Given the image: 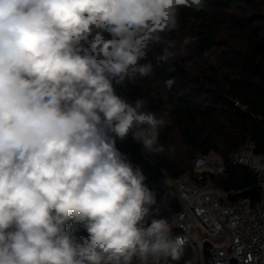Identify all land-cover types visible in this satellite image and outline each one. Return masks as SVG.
<instances>
[{
    "label": "clouds",
    "instance_id": "obj_1",
    "mask_svg": "<svg viewBox=\"0 0 264 264\" xmlns=\"http://www.w3.org/2000/svg\"><path fill=\"white\" fill-rule=\"evenodd\" d=\"M205 7V0H0V264L180 259L186 237L155 218L146 177L116 148V138L131 136L143 151L162 153L166 121L146 110V99L119 96L113 81L151 76V62L140 61L154 45L163 46L157 63L171 60L164 34L178 29L180 9ZM174 83L164 81L169 90ZM69 222L88 236L77 242Z\"/></svg>",
    "mask_w": 264,
    "mask_h": 264
},
{
    "label": "trees",
    "instance_id": "obj_2",
    "mask_svg": "<svg viewBox=\"0 0 264 264\" xmlns=\"http://www.w3.org/2000/svg\"><path fill=\"white\" fill-rule=\"evenodd\" d=\"M254 0H247L248 3ZM233 0H205L206 7L200 11L182 8L179 11L178 33L186 35L192 42L193 53L205 55L224 45L217 40L216 34L226 23L224 10ZM256 8V6H253ZM259 15H241L234 21L237 35V48L217 57L216 65H209L194 75L186 67L183 58L176 55L167 63H157L162 45H156L145 60L151 62L153 74L121 84L113 81L116 93L130 103L142 99L139 86L153 87L162 92L159 104L147 105L148 111L166 121L160 130L159 144L164 146L162 153H148L131 136L125 140L116 138V148L123 154L133 168H139L146 177L145 184L155 194L157 203L153 209L155 218H165L171 223L172 215L178 211L177 203L168 195L164 178H177L191 169L197 156H219L225 161L222 176L210 175L211 186L229 193L230 200L247 199L256 201L259 197L257 177L243 166L230 165L228 156L244 141L251 139L257 151H264V31L254 26L261 21ZM197 23L196 27L192 23ZM111 39L109 33H103ZM83 44V42H81ZM88 48L87 44H84ZM173 78L171 90L164 81ZM191 89L184 92V84ZM158 97V94H157ZM162 107H165L163 115ZM174 132V133H173ZM176 135L186 152L176 156L173 150ZM111 135V134H110ZM151 220H148L150 224ZM71 229L77 242L86 238L88 233L82 224L65 225ZM174 229L172 232L174 233ZM180 264V260L177 262Z\"/></svg>",
    "mask_w": 264,
    "mask_h": 264
},
{
    "label": "built area",
    "instance_id": "obj_3",
    "mask_svg": "<svg viewBox=\"0 0 264 264\" xmlns=\"http://www.w3.org/2000/svg\"><path fill=\"white\" fill-rule=\"evenodd\" d=\"M227 162L256 175V201L230 200L229 193L210 185V175L225 172L226 163L219 156L199 155L190 170L164 178L169 197L179 207L170 223L173 234L187 239L180 264H264V151L247 139ZM178 261L169 257L167 264Z\"/></svg>",
    "mask_w": 264,
    "mask_h": 264
},
{
    "label": "rangeland",
    "instance_id": "obj_4",
    "mask_svg": "<svg viewBox=\"0 0 264 264\" xmlns=\"http://www.w3.org/2000/svg\"><path fill=\"white\" fill-rule=\"evenodd\" d=\"M256 6L254 8L253 6ZM226 17V23L220 27L216 34L217 40H223L224 45L219 49L211 50L207 52L205 55H197L193 53L192 50V42L187 45H183V41L187 38L186 35L182 33H178V31L174 30L170 33L164 34V41L166 45H171V49L175 52L176 57L183 58L184 63L186 64L187 69L194 75L201 74V71L205 69L209 65H216L217 64V57L220 56V53L223 54L228 52V55L231 54L230 51L234 50L238 46V42L235 41L236 39V29L234 28V21L240 17L241 15L247 16H254L259 15L263 18L261 21H256L253 25L261 27L264 31V0H254L253 2L248 3L247 0H233L231 5L224 11ZM197 23H192L193 27H196ZM91 39V37H89ZM84 43L82 46L84 47ZM89 47V45L87 44ZM154 48L156 45L153 46ZM85 48V47H84ZM184 92L186 93L191 89L190 84L186 83L183 86ZM138 92L142 94V99H146L148 101L147 105H157L159 104V95L162 97V92L157 90L153 87H141L139 86ZM158 94V97H157ZM165 107H162L163 115H165ZM174 133V132H173ZM172 133V134H173ZM174 145H173V152L176 156H182L186 149L181 144L179 138L174 135ZM214 155V154H213Z\"/></svg>",
    "mask_w": 264,
    "mask_h": 264
}]
</instances>
